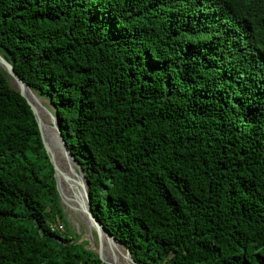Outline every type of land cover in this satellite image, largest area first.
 Here are the masks:
<instances>
[{
  "label": "trees",
  "instance_id": "obj_1",
  "mask_svg": "<svg viewBox=\"0 0 264 264\" xmlns=\"http://www.w3.org/2000/svg\"><path fill=\"white\" fill-rule=\"evenodd\" d=\"M0 55L52 107L136 264H264V0H0ZM8 79L0 264H106L66 227Z\"/></svg>",
  "mask_w": 264,
  "mask_h": 264
},
{
  "label": "water",
  "instance_id": "obj_2",
  "mask_svg": "<svg viewBox=\"0 0 264 264\" xmlns=\"http://www.w3.org/2000/svg\"><path fill=\"white\" fill-rule=\"evenodd\" d=\"M0 68L3 69V71L12 79V82L14 83V86H11L20 96H22L27 104L29 105L35 120L37 122V125L39 127L40 130V134H41V140H42V144L44 146V149L46 151V154L49 158V161L53 167L54 170V179L56 181V187L57 190L59 192V196L61 197V186L63 184H65L64 182L67 181L69 178L62 172L59 170L55 160H54V155L51 152V149L48 146V141H46V135L45 132L43 130V125L42 122L37 114V109L36 106L32 103V101L29 99L28 97V93H30L31 95L34 96V98L37 100L36 94L18 77V75L15 73L13 66L11 63H9L6 59H4L1 55H0ZM9 82V80H8ZM9 84L11 85V83L9 82ZM37 102L40 105V108H42L49 116L51 119V123L53 124V128L57 130V134L58 137L60 138V142H61V146L63 148V150L65 151L66 154H68L72 161L75 164V167L72 169V172L75 175H80L84 184H85V197L84 199L81 201V203L77 204L78 209L80 210V212H82V214L84 215L87 223L92 227V229L96 232L97 236L99 237V239L102 241V238H106L109 241H112L114 243H117L119 245H121L126 252V256L128 258V260L130 261L131 264H136L135 261L132 259L129 250L122 245L119 241H117L103 226L102 224L98 221V219L94 216L93 212H92V208H91V203H90V195H89V189H88V184L85 180L84 177V173L82 171V169L80 168L78 162L74 159V157L70 154L68 147L66 145V142L62 136V131H61V127L59 125V120L56 116L52 115L50 112L47 111V109L41 104V102H39L37 100ZM94 253L99 257V259L106 263V264H118L115 259L108 260L106 259L101 250H97L94 251Z\"/></svg>",
  "mask_w": 264,
  "mask_h": 264
},
{
  "label": "rangeland",
  "instance_id": "obj_3",
  "mask_svg": "<svg viewBox=\"0 0 264 264\" xmlns=\"http://www.w3.org/2000/svg\"><path fill=\"white\" fill-rule=\"evenodd\" d=\"M8 80L11 83V86H14V83L12 82V79L8 76ZM15 87V86H14ZM29 97V96H28ZM34 97V96H33ZM37 100L41 102V104L47 109L48 112H50L52 115L54 113L52 107L48 105V103L38 97ZM30 99V98H29ZM31 100V99H30ZM35 98H33L32 103L40 107L39 103L37 102ZM40 115V114H39ZM42 125H44V132L46 135V141H48V146L51 148L53 144L56 143L57 135L54 130V126L52 123L48 122H42ZM61 197H60V205L63 211L64 220L66 222V227L70 231L72 235L76 236V240L78 243H83L87 249L94 252L97 250H101L103 256L108 260H113L112 255L109 249V244H107L102 238V241L97 236L96 232L92 229V227L87 223L84 215L77 207V204L79 203L77 200V204L72 200L73 198L70 195V192L68 190V187H66L64 184L61 186ZM72 198V199H71ZM108 254V255H107ZM116 260V259H115Z\"/></svg>",
  "mask_w": 264,
  "mask_h": 264
},
{
  "label": "bare ground",
  "instance_id": "obj_4",
  "mask_svg": "<svg viewBox=\"0 0 264 264\" xmlns=\"http://www.w3.org/2000/svg\"><path fill=\"white\" fill-rule=\"evenodd\" d=\"M28 96L31 100H33V95L28 93ZM37 114L41 120V122H50L51 119L50 116L40 107H37ZM40 114V115H39ZM43 130H44V125H43ZM57 135V140L56 143L53 144V146L50 148L52 154L54 155V160L59 168L60 171H62L69 179L65 181L64 185L68 187V190L70 192L71 198L76 204L77 200L79 203L84 199L85 197V184L81 178V176L75 175L72 172V169L75 167L74 162L72 161L71 157L65 153L61 146L60 138L58 137L57 130L54 129ZM107 244H109V249L112 255V259H116L115 261L118 264H131L130 261L128 260L126 256L125 249L112 241H109L104 237L103 239ZM108 255V254H107ZM107 258V257H106ZM112 261V260H111Z\"/></svg>",
  "mask_w": 264,
  "mask_h": 264
},
{
  "label": "built area",
  "instance_id": "obj_5",
  "mask_svg": "<svg viewBox=\"0 0 264 264\" xmlns=\"http://www.w3.org/2000/svg\"><path fill=\"white\" fill-rule=\"evenodd\" d=\"M63 231V226L61 225V223L59 221H56V225L55 226H51V231Z\"/></svg>",
  "mask_w": 264,
  "mask_h": 264
}]
</instances>
